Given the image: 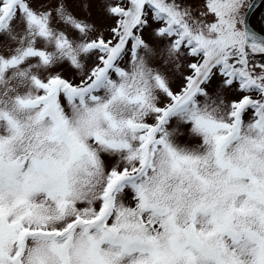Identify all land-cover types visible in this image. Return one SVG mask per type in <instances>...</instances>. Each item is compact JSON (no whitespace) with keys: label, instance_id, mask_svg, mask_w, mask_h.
I'll return each mask as SVG.
<instances>
[{"label":"snow or ice","instance_id":"obj_1","mask_svg":"<svg viewBox=\"0 0 264 264\" xmlns=\"http://www.w3.org/2000/svg\"><path fill=\"white\" fill-rule=\"evenodd\" d=\"M259 4L0 0V264H264Z\"/></svg>","mask_w":264,"mask_h":264},{"label":"rangeland","instance_id":"obj_2","mask_svg":"<svg viewBox=\"0 0 264 264\" xmlns=\"http://www.w3.org/2000/svg\"><path fill=\"white\" fill-rule=\"evenodd\" d=\"M258 24L260 26V30L264 32V3H262L258 8ZM231 94H226V98L230 97Z\"/></svg>","mask_w":264,"mask_h":264},{"label":"bare ground","instance_id":"obj_3","mask_svg":"<svg viewBox=\"0 0 264 264\" xmlns=\"http://www.w3.org/2000/svg\"><path fill=\"white\" fill-rule=\"evenodd\" d=\"M257 12H258V9H256L253 13V24L255 28L260 29V26L258 24V13Z\"/></svg>","mask_w":264,"mask_h":264},{"label":"water","instance_id":"obj_4","mask_svg":"<svg viewBox=\"0 0 264 264\" xmlns=\"http://www.w3.org/2000/svg\"><path fill=\"white\" fill-rule=\"evenodd\" d=\"M263 1H264V0H260V4H261ZM260 4H259V6H260ZM259 6H258V7H259ZM255 10H256V9H255ZM249 21H250L251 25L254 27V29L257 30V29L255 28L254 24H253V15H252L251 17H249ZM257 31H258V30H257ZM258 33H259L261 36H264V33L260 32V31H258Z\"/></svg>","mask_w":264,"mask_h":264},{"label":"flooded vegetation","instance_id":"obj_5","mask_svg":"<svg viewBox=\"0 0 264 264\" xmlns=\"http://www.w3.org/2000/svg\"><path fill=\"white\" fill-rule=\"evenodd\" d=\"M262 3H264V1H263ZM262 3H261V4H262ZM261 4H260V5H261ZM254 11H255V10H254ZM250 17H251V16H250ZM256 29H257V28H256ZM257 30H258V31H261L260 29H257ZM261 32L264 33L263 31H261Z\"/></svg>","mask_w":264,"mask_h":264}]
</instances>
